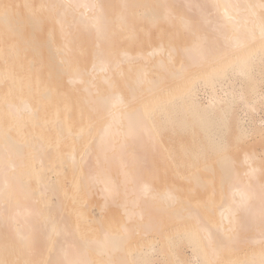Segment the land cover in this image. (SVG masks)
<instances>
[{
    "label": "bare ground",
    "instance_id": "1",
    "mask_svg": "<svg viewBox=\"0 0 264 264\" xmlns=\"http://www.w3.org/2000/svg\"><path fill=\"white\" fill-rule=\"evenodd\" d=\"M262 80L264 0H0V264H264Z\"/></svg>",
    "mask_w": 264,
    "mask_h": 264
},
{
    "label": "rangeland",
    "instance_id": "2",
    "mask_svg": "<svg viewBox=\"0 0 264 264\" xmlns=\"http://www.w3.org/2000/svg\"><path fill=\"white\" fill-rule=\"evenodd\" d=\"M131 34L129 33V32H126V39H131V36H130ZM259 63H261V62H259ZM255 71V74H256V77L257 78H261V77H259L258 76V73H259V67H256V69L254 70ZM260 85H262V88L260 89V90H263L264 91V80H262L261 82H260ZM205 91H208V93H209V90L208 89H205ZM208 93L206 92V93H202V95H201V97L200 98H202V101H201V103H206V97L208 96ZM260 116H261V118H263L264 119V111H261L260 112ZM251 142H252V138L250 137V139H249Z\"/></svg>",
    "mask_w": 264,
    "mask_h": 264
}]
</instances>
